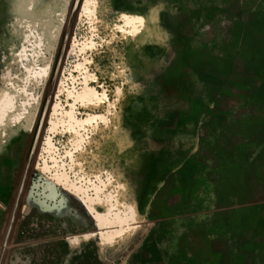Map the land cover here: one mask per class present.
<instances>
[{"label": "rangeland", "instance_id": "rangeland-1", "mask_svg": "<svg viewBox=\"0 0 264 264\" xmlns=\"http://www.w3.org/2000/svg\"><path fill=\"white\" fill-rule=\"evenodd\" d=\"M73 4L0 0V154L18 184ZM53 103L8 254L63 226L51 209L75 185L96 198L130 173L157 239L169 207L194 218L203 190L236 195L264 160V0H82ZM208 110L219 120L201 129L192 114ZM248 114L259 129H230Z\"/></svg>", "mask_w": 264, "mask_h": 264}, {"label": "crops", "instance_id": "crops-1", "mask_svg": "<svg viewBox=\"0 0 264 264\" xmlns=\"http://www.w3.org/2000/svg\"><path fill=\"white\" fill-rule=\"evenodd\" d=\"M194 100L212 110L216 95L200 91ZM192 115L201 129L204 121L217 124L219 120L218 113L209 110ZM241 117L228 119L230 129L260 128L251 126L249 114ZM235 120L241 124L235 125ZM17 169L6 164L0 154V247L9 217L8 204L18 187ZM254 170V175L243 178L237 197L203 190L208 202L194 218L185 208L172 213L169 207L159 221L162 234H157V239L152 216H139L138 189L133 188L138 176L130 173L126 188L119 177L118 188L109 192L101 187L96 198L90 196L91 187L80 182L83 185H75L72 194L64 193L66 204L51 209L50 218L57 223L62 220L63 226L49 233L36 230L26 240L15 239L5 264H18L20 252L30 250L47 264H264V160L256 163ZM133 194L135 204L126 208L128 204L123 201H132Z\"/></svg>", "mask_w": 264, "mask_h": 264}, {"label": "water", "instance_id": "water-1", "mask_svg": "<svg viewBox=\"0 0 264 264\" xmlns=\"http://www.w3.org/2000/svg\"><path fill=\"white\" fill-rule=\"evenodd\" d=\"M82 0H74V4L70 11V14L67 19L65 35L63 38L61 50L58 56L56 68L53 74V77L50 81L47 91L46 102L44 108L42 110L41 118L39 121V125L35 134V138L33 140V144L29 155L24 163L22 174L19 180L18 187L16 189L12 205L9 212V217L7 220V225L5 228V232L3 235V239L0 247V264H5L6 257L8 254V250L10 247L11 239L14 233V229L16 227V223L22 208L23 200L25 197V193L27 190V186L30 180L31 172L34 166V162L36 160V156L41 144V140L44 134V130L48 121V117L53 105V101L56 95L57 87L64 69L65 60L67 58L69 44L73 35L77 15L79 12L80 4Z\"/></svg>", "mask_w": 264, "mask_h": 264}, {"label": "built area", "instance_id": "built-area-1", "mask_svg": "<svg viewBox=\"0 0 264 264\" xmlns=\"http://www.w3.org/2000/svg\"><path fill=\"white\" fill-rule=\"evenodd\" d=\"M18 264H47L46 260L33 250L26 251Z\"/></svg>", "mask_w": 264, "mask_h": 264}, {"label": "bare ground", "instance_id": "bare-ground-1", "mask_svg": "<svg viewBox=\"0 0 264 264\" xmlns=\"http://www.w3.org/2000/svg\"><path fill=\"white\" fill-rule=\"evenodd\" d=\"M58 88V87H57ZM54 104V103H53Z\"/></svg>", "mask_w": 264, "mask_h": 264}]
</instances>
